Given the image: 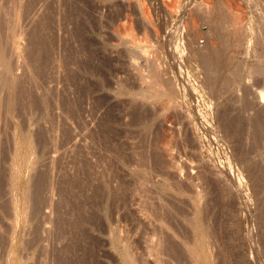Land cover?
Returning <instances> with one entry per match:
<instances>
[{
	"label": "rangeland",
	"instance_id": "1",
	"mask_svg": "<svg viewBox=\"0 0 264 264\" xmlns=\"http://www.w3.org/2000/svg\"><path fill=\"white\" fill-rule=\"evenodd\" d=\"M261 27L264 0H0V264H264L224 113L264 109Z\"/></svg>",
	"mask_w": 264,
	"mask_h": 264
},
{
	"label": "bare ground",
	"instance_id": "2",
	"mask_svg": "<svg viewBox=\"0 0 264 264\" xmlns=\"http://www.w3.org/2000/svg\"><path fill=\"white\" fill-rule=\"evenodd\" d=\"M11 18V17H10ZM10 18H8L7 20H5V23H6V25H7V27H10V26H8L9 24H11V19ZM219 18V17H218ZM220 19V18H219ZM44 20V19H43ZM43 20H42V22L40 23V25L42 26H45L46 24H44L43 23ZM216 20V19H215ZM46 21V20H45ZM48 21V20H47ZM40 22V21H39ZM38 22V23H39ZM215 22V21H214ZM47 23V22H46ZM216 23V22H215ZM217 24V23H216ZM218 24H220V23H218ZM263 24V23H262ZM215 25V24H214ZM42 26V27H43ZM219 26V25H218ZM47 27V26H46ZM263 27V26H262ZM262 27H261V29H262ZM217 28V27H216ZM220 28V27H219ZM223 29V28H222ZM262 30H264V29H262ZM38 32V31H37ZM225 32V31H224ZM238 32V31H237ZM261 38V37H260ZM262 39V38H261ZM41 42V41H40ZM263 42V41H262ZM43 44V46H41ZM46 44V43H45ZM38 45H39V43H38ZM44 47V43H41L40 45H39V47ZM46 46V45H45ZM36 47V46H35ZM38 47V46H37ZM36 47V48H37ZM35 48V49H36ZM47 48V47H46ZM45 48H43V50H44ZM2 51V52H1ZM0 51V64H3V63H5L6 61H7V56H5V52L3 51V50H1ZM37 51V50H36ZM35 51V52H36ZM45 51V50H44ZM216 54V53H215ZM218 54V53H217ZM263 57H264V54H263ZM36 60H38L37 58H36ZM36 60H35V64H36ZM47 60V59H46ZM39 61V60H38ZM50 61V60H49ZM264 61V60H263ZM263 61H262V63H263ZM39 63V62H38ZM37 63V64H38ZM48 63V62H47ZM201 63H202V65L210 72L209 74H213V76L214 77H217L216 76V73H218L219 74V71L220 72H222V71H225L226 72V77L224 78V80L228 83V84H230L231 82H232V80H233V74L231 73V68H230V66H226L223 62H221L220 61V58L217 60V59H212V58H210V57H203L202 58V60H201ZM36 64V65H37ZM40 65H42V64H40ZM40 65H37L36 66V71H35V73H39V74H41L42 73V70H43V68L41 69V66ZM46 67V66H45ZM261 69H263L264 68V63H263V65L260 67ZM259 68V69H260ZM206 74V73H205ZM217 74V75H218ZM224 75V74H223ZM34 76V75H33ZM219 76H220V74H219ZM30 77V76H29ZM31 78V77H30ZM218 78H220V77H218ZM32 79V78H31ZM213 79V78H212ZM217 79V78H216ZM33 81V80H32ZM38 81V80H37ZM212 81V80H211ZM214 81V80H213ZM217 81V80H216ZM30 82V81H29ZM36 82V81H35ZM39 82V81H38ZM210 82V81H209ZM15 84H19V83H16V80H15V82L13 81L12 83H9V85H8V87H7V89H6V93H7V101H6V108H7V110H9L10 108H11V104H12V102H13V98H15L14 96L15 95H17V98H19V99H21V100H23L24 102H25V98H26V96H31V95H29V91H27V89L26 88H24V87H27V86H21V85H19L20 87H22V88H20L19 86V88L21 89V90H19L18 91V89H17V91L16 92H18V93H15V95L13 96V94H14V90H13V87L15 86ZM32 86V85H31ZM34 87V86H33ZM38 88V87H37ZM36 88V89H37ZM30 89H31V87H30ZM30 89H28V90H30ZM33 89V88H32ZM32 89H31V92H32ZM41 89V88H40ZM39 89V90H40ZM29 92V93H28ZM19 94V95H18ZM261 96H262V94H261ZM16 98V99H17ZM31 98V97H30ZM262 99H264V96L262 97ZM18 100V99H17ZM235 100V99H234ZM252 100V99H251ZM1 101H2V99L0 98V104H1ZM20 101V100H19ZM41 101H44V100H40V101H34L35 102V106H36V108L39 106V107H41V105L40 104H42L43 102H41ZM245 101V103L243 104L244 105V107H243V110L242 111H240V112H237V110H236V114H232V116H234V117H232L231 119L229 118V114L232 112V113H235V109H233V107H226L225 108V110H224V113H225V116H227L226 118H228V121H229V123L230 124H232L233 122L234 123H236V127H234L233 125H231L232 127H234V129H232V128H229V127H231V126H229V127H227L226 129L228 130V132H229V134L230 135H232L233 137H232V139L234 138V137H238V138H242V137H246L247 135H250L252 138H254V142L256 143L255 144V148H256V150H259V151H257V152H260L259 154V158L261 159L260 161H262L261 163H259L260 161H258V159H257V161H255L254 159H253V161H255V163H253L251 166H250V164H249V173L253 176L252 178L253 179H256L259 183L261 182V183H263L264 184V154H263V152H262V149H261V144H262V142H263V140H264V109H262V107L260 108V106H256V104L257 103H255V101H254V99L252 100V101H250V100H244ZM16 102V101H15ZM28 102V101H27ZM31 102V101H30ZM38 102H41L40 104L38 103ZM45 102V101H44ZM20 103V102H19ZM18 103V104H19ZM22 103V102H21ZM29 103V102H28ZM47 102H45V104H46ZM69 103V102H68ZM15 104V103H14ZM24 104V106L25 105H27V104H25V103H23ZM33 104V103H32ZM45 104H43V105H45ZM67 104V103H66ZM65 104V105H66ZM31 105V104H30ZM29 105V106H30ZM47 105V104H46ZM35 106H33L34 108H35ZM22 107H23V105H22ZM27 108V107H26ZM64 109V108H63ZM12 110V109H11ZM253 112V113H252ZM229 115V116H228ZM245 115V116H244ZM244 116V117H243ZM74 117V116H73ZM230 119V120H229ZM143 122V121H142ZM226 124H228V123H226ZM238 124V125H237ZM26 135H24V137H25ZM28 136V135H27ZM247 138H249V137H247ZM26 139H27V137H26ZM26 139H24L25 140V143L27 142L26 141ZM235 139V138H234ZM239 140V139H238ZM237 140V141H238ZM251 140V139H250ZM249 140V141H250ZM235 141V140H234ZM244 142V141H243ZM247 143V142H246ZM249 143V142H248ZM246 146V145H245ZM250 149H248V153L251 155V154H253V153H255L254 152V148H253V146L251 145V147H249ZM246 149V150H247ZM246 152V151H245ZM243 153V152H242ZM247 153V152H246ZM247 153V154H248ZM237 155V154H236ZM245 158V157H244ZM145 160V159H144ZM252 160V159H251ZM248 162H250V161H248ZM251 163V162H250ZM230 174H232V173H230ZM40 175V174H39ZM235 175V174H234ZM36 176H38V175H36ZM46 177L47 176H45V175H42V176H38V177H36L35 178V180H34V183H35V185H33V186H38V191H39V189L41 190V189H43L44 188V186H45V182H46ZM251 178V177H250ZM32 183V182H31ZM29 185H31V184H29ZM29 185H28V187H29ZM78 185V184H77ZM261 186H262V184H260ZM260 185H259V187H260ZM32 186V185H31ZM32 186V187H33ZM31 187V188H32ZM80 187V186H79ZM83 186L81 185V188H82ZM261 188V187H260ZM37 189V188H36ZM35 189V190H36ZM29 189L27 188V190H26V192L28 191ZM37 191V190H36ZM28 193V192H27ZM27 196V195H26ZM28 197H29V194H28ZM40 197V196H39ZM98 197V196H97ZM41 199V198H40ZM117 199V198H116ZM24 200H26V198H24ZM38 200V199H37ZM264 200V199H263ZM27 201V200H26ZM38 202H40V200L38 201ZM97 204V203H96ZM99 204V203H98ZM37 206V205H36ZM38 206H40V205H38ZM95 214V213H94ZM81 217V216H80ZM94 218H96V216L94 217ZM78 220H79V218H78ZM80 220H82V219H80ZM78 222V221H77ZM81 221H79L78 223H80ZM76 224V223H75ZM76 226H77V224H76ZM79 226V225H78Z\"/></svg>",
	"mask_w": 264,
	"mask_h": 264
}]
</instances>
